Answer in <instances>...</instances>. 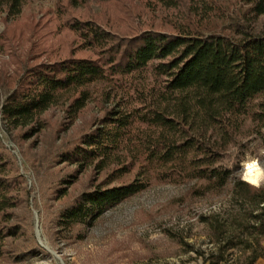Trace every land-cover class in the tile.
Returning <instances> with one entry per match:
<instances>
[{
  "label": "trees",
  "instance_id": "16d2710c",
  "mask_svg": "<svg viewBox=\"0 0 264 264\" xmlns=\"http://www.w3.org/2000/svg\"><path fill=\"white\" fill-rule=\"evenodd\" d=\"M26 1L0 0V16L16 18ZM147 4L170 15L165 27L146 25L122 35L92 19L63 22L59 29L75 38L69 56L27 64L4 94V127L22 141L30 139L42 128L40 116L62 99H72L79 110L88 87L109 84L124 101L60 153V161L74 170L60 178L53 199L64 198L87 169L95 176L110 171L106 181L54 215V235L81 241L85 234L76 229L92 228L105 212L153 182H194L191 198H229L226 217L217 212L200 219L217 245L214 253L200 254L202 264H226L224 254L235 249L244 257L241 264H255L264 259V187L234 179L222 158L227 148L264 130V0ZM134 170L131 182L109 186ZM16 172L0 146V264H24L43 253ZM229 185L231 191H224ZM163 233L192 250L181 231Z\"/></svg>",
  "mask_w": 264,
  "mask_h": 264
},
{
  "label": "rangeland",
  "instance_id": "374dc122",
  "mask_svg": "<svg viewBox=\"0 0 264 264\" xmlns=\"http://www.w3.org/2000/svg\"><path fill=\"white\" fill-rule=\"evenodd\" d=\"M148 1L27 0L16 18L1 15L0 108L5 92L13 88L27 64L69 56L75 38L67 30L59 29L63 22L72 18L92 19L122 35L146 25L165 27V18L170 15L148 8ZM86 90L89 97L83 107L75 109L72 99L65 97L40 116L39 133L24 141L8 133L0 116V146L24 181L31 232L43 251L24 264H178L190 258L194 260L188 264H202L200 254L214 253L217 245L200 219L217 212L226 217L229 198H191L189 191H193L194 182H153L143 192L105 212L92 228L76 229L75 233L85 234L81 241L54 235L50 225L54 215L82 191L106 181L110 171L95 176L87 169L64 198L53 199L60 178L74 170V166L60 161V153L97 126L108 110L124 101L123 95L107 83ZM251 161L258 174L255 183H250L246 175V164ZM222 165L231 169L234 179L264 187V130L242 140L240 147L227 148ZM136 174L134 170L109 186L129 183ZM231 187L224 191H231ZM165 229L181 231L192 250L166 238ZM224 255L226 264L244 261L238 249Z\"/></svg>",
  "mask_w": 264,
  "mask_h": 264
},
{
  "label": "bare ground",
  "instance_id": "6f19581e",
  "mask_svg": "<svg viewBox=\"0 0 264 264\" xmlns=\"http://www.w3.org/2000/svg\"><path fill=\"white\" fill-rule=\"evenodd\" d=\"M246 175H247L248 181L250 183H255L256 182V179H257V175L258 174L256 173V171L254 169V163L252 161L251 162H248L246 164Z\"/></svg>",
  "mask_w": 264,
  "mask_h": 264
},
{
  "label": "crops",
  "instance_id": "0c3cea01",
  "mask_svg": "<svg viewBox=\"0 0 264 264\" xmlns=\"http://www.w3.org/2000/svg\"><path fill=\"white\" fill-rule=\"evenodd\" d=\"M263 246H264V244H263ZM255 264H264V259L263 258L258 259Z\"/></svg>",
  "mask_w": 264,
  "mask_h": 264
}]
</instances>
